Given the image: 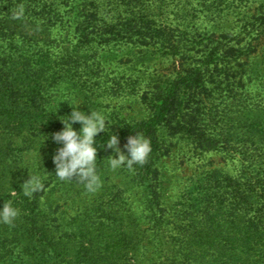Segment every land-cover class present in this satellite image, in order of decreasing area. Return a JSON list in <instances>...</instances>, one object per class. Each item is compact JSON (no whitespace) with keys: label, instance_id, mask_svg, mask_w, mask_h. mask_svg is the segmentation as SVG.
I'll use <instances>...</instances> for the list:
<instances>
[{"label":"trees","instance_id":"16d2710c","mask_svg":"<svg viewBox=\"0 0 264 264\" xmlns=\"http://www.w3.org/2000/svg\"><path fill=\"white\" fill-rule=\"evenodd\" d=\"M249 3L0 0V136L6 133L1 122H9L14 130L26 128L30 136L39 138L43 127L50 134L60 131L63 124L59 117L67 113L57 105L70 103L74 93L92 101L97 89L105 86L99 59L108 47L130 50L129 70L135 67L134 61H149V57L173 59L176 66L171 75L151 78L144 87L131 77L111 80L109 94L138 96L139 105L148 111L139 121L114 119L109 124L120 138L121 149L137 132L149 138L152 146L143 164L116 171L119 176H132L149 206L147 219L156 233L148 241L156 244V251L170 244L191 250L182 249L178 263L172 258L176 251L169 250L163 264H186L201 258L206 264H261L264 123L259 115L264 113V61H258V53L264 41V4L247 26L238 28L228 22L239 6ZM199 105L227 106L207 111ZM54 116L56 123H44L43 119ZM232 118L237 123L227 125ZM107 139L106 131L96 137L100 143ZM178 143L190 146L198 158L210 151L230 154L237 173L212 169L204 172L203 179H192L197 195L189 197L194 208L189 212H201L202 220L184 223L178 214L171 235L165 237V203L174 183L165 169V157ZM52 144L56 143L51 140L48 147L43 146L36 176L44 178L49 168L54 176L41 181L40 190L25 195L20 175H13L11 167V162H17L11 157L15 149L0 143V164L4 157H11L0 168V207L12 201L20 210L12 224L0 223V264H108L103 256L108 252V239L110 235L119 237L122 225L107 224L106 220L120 211L115 205L100 203L96 211L70 220L63 216L62 205L49 200L52 183L61 180L55 175ZM97 146V172L102 179L111 170L107 158L113 151ZM13 189L20 192L19 198L3 194ZM118 198L125 199L123 195ZM128 212L126 216L135 218L132 209ZM98 230L101 234L96 240ZM146 238V233L142 237L134 232L112 241L140 251L143 242V248L148 247Z\"/></svg>","mask_w":264,"mask_h":264},{"label":"rangeland","instance_id":"374dc122","mask_svg":"<svg viewBox=\"0 0 264 264\" xmlns=\"http://www.w3.org/2000/svg\"><path fill=\"white\" fill-rule=\"evenodd\" d=\"M263 4V0H250L248 5L242 4L233 13L232 17L228 19V22L231 20L234 22L233 25H237L238 28L247 26L249 23L253 22V17L260 13ZM129 51L130 50L128 49L108 47V51L103 52L102 57L100 56L101 58L99 59V62H103L100 65V68L105 86L97 89L92 101H88L83 95L79 96L74 93L70 97V103H72L74 99H77L83 101L79 105L83 110L90 112V107H92L94 110L102 111L107 118L108 125L112 124L114 119L139 121L146 117L148 111L146 110L145 105H139L140 98L138 96H112L113 94H109L108 86L111 85V80L115 77H118V80L131 77L133 79H138L139 82H143L144 87L146 82L151 78H161L163 76L171 75L176 66L175 61L167 58L149 57V61H146L147 58L142 59L143 62L134 61V63H136V65L133 63L135 67L133 66V68L129 70L128 67L132 65V62L130 61L131 59L127 54ZM258 54L260 56L258 61L261 63V61H264V41L259 45ZM123 57L124 60H122ZM262 67L264 73V64H262ZM57 106L64 107V111H66L67 115L71 113L72 109L69 104ZM220 106L225 108L227 105H199L198 107L208 111ZM229 106L233 107V105ZM57 119L58 118H55L54 116L52 118H46L45 120L43 119V121L44 123H53V121L56 123ZM259 119L261 123H264V113L259 115ZM232 122L237 123V119L232 118L227 125H231ZM1 123H3L2 126H4L2 129L6 128V133L3 136H6L7 140H5V137L0 136V143H9L10 149H15L11 157L17 158V162H11V167L13 175H20L18 180H22L20 183L22 186L30 176L39 177L36 176V173L39 169L41 156L44 154L42 149L45 145L48 147L49 141L52 140V134L49 133V130L47 132V128L43 127L45 130L43 131L44 133L42 132L40 135L41 138L33 137L29 135L26 128H15L14 130L13 127L8 126L9 122ZM73 126L77 131L81 128L79 123H76ZM47 137H49V139L45 140ZM230 138H232V136H230ZM33 139L37 142L32 143ZM52 146L54 149L58 147L57 144H52ZM19 148H21V150L17 151ZM229 155L230 154L224 153L223 151H210L207 152L204 157L198 158L199 156H195L190 146L184 147L182 143H178L177 148L172 151V154L165 157V169L170 173L171 179L174 183H172L167 191V199L165 203L166 211L164 213L167 221L162 229L163 236L168 237L171 235L175 220H178L176 218L178 217V214L180 218L183 219L184 223H196L202 220L201 212H189L194 210L192 203L189 201V197L191 198L192 196L194 197L197 195V184L192 181V179H203L206 177V173L204 172L211 171L212 169H225L232 174H236V165L233 164V160ZM10 158L4 157V163L0 164V168H4L7 164V160ZM118 172L119 171L112 169L109 171L107 170L101 179V186L95 192L87 191L83 184L78 182V180L54 181L49 192L50 203L57 202L61 204V213H63V216L67 217L69 220L81 215V213L90 210L96 211L95 208L99 206L100 203H108L111 206L115 205L116 208L119 209V214H111V220H106L107 224L114 223L116 225H122V228L119 229V232L122 231L119 237L110 235L111 237L108 239V252H104L103 254L105 258H108V264H163L162 259H165L169 250L171 251L173 249L176 252H174L175 254L172 255V258L176 261L175 263H178L177 261L182 259L180 251L182 249L185 251L191 250L188 249L187 246L183 248L181 245L177 246L176 244H170L166 246L167 248L162 247L163 251H156V244L149 243L148 241L149 239H152L156 233L154 230L155 226L149 221V219H147L148 212H146V207L149 206L146 205L138 186L132 183V176L126 175V173L119 176ZM50 176H54V174H52V170L49 168L44 178L39 180L40 183L41 181L43 183L44 179H50ZM3 194L8 196L12 195L17 198L21 196L20 192L14 189L3 192ZM121 195L124 196V200L118 198V196ZM129 209H132L135 212V218H137L136 221L135 218L126 216L129 213ZM83 216L82 219H84ZM99 219L102 221L103 217H99ZM134 232H139L142 237L146 233V240L149 243L148 247L143 248V242L140 251H136L134 249L124 248L125 243L118 245V242L115 243L112 241H118V239L123 238L125 234L130 236L131 233ZM100 234L101 230H98L95 232L94 238L99 240L100 238H98V235ZM127 253L129 254L127 255ZM240 254L245 257L247 256V254L243 252ZM251 258H255L254 254ZM185 263L206 264V261L201 258L197 262L187 260ZM261 264H264V258L262 259Z\"/></svg>","mask_w":264,"mask_h":264},{"label":"clouds","instance_id":"9594fccd","mask_svg":"<svg viewBox=\"0 0 264 264\" xmlns=\"http://www.w3.org/2000/svg\"><path fill=\"white\" fill-rule=\"evenodd\" d=\"M23 9L21 8V12ZM80 100L74 99L71 113L60 116L63 128L51 135V139L59 145L53 150L52 159L55 164V175L66 181L78 180L89 192H95L101 186V179L97 172L98 144L113 151L107 158L108 166L112 170L127 166L130 170L136 164H143L152 151L151 141L142 133L130 135L123 150L120 147V138L112 133L107 118L102 111L88 112L79 107ZM85 103V102H84ZM66 117V119H65ZM79 123L81 128L77 131L74 124ZM108 132V139L104 143L96 140L101 132ZM49 139L47 137L45 140ZM44 140V141H45ZM43 141V142H44ZM25 195L40 190L42 185L38 177L30 178L22 185ZM20 210L12 201L4 202L0 207V223L12 224L19 216Z\"/></svg>","mask_w":264,"mask_h":264}]
</instances>
